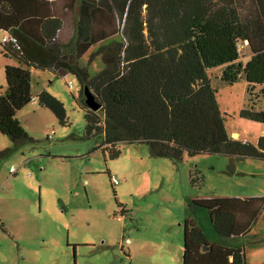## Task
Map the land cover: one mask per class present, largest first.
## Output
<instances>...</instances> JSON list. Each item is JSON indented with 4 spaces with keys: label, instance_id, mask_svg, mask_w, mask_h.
<instances>
[{
    "label": "trees",
    "instance_id": "trees-1",
    "mask_svg": "<svg viewBox=\"0 0 264 264\" xmlns=\"http://www.w3.org/2000/svg\"><path fill=\"white\" fill-rule=\"evenodd\" d=\"M248 2L241 13L236 0H0V32L16 42L0 48L17 64L3 69L0 134L15 147L34 142L16 119L32 100L34 68L77 80L84 137L97 139L92 151L109 160L120 156V144H140L149 157L174 164L201 154H222L231 165L237 159L264 162V136L253 145L228 135L207 75L221 68L219 81L229 86L243 78L248 99L239 118L264 127V0ZM240 42L250 53L244 64ZM95 47L90 59L99 55L103 69L90 76L79 62ZM85 88L98 111L85 104ZM36 100L66 124L56 97L41 90ZM192 204L207 211L214 232L228 241L247 237L264 213V197ZM182 226V264H245L241 248L209 243L192 219Z\"/></svg>",
    "mask_w": 264,
    "mask_h": 264
},
{
    "label": "rangeland",
    "instance_id": "rangeland-1",
    "mask_svg": "<svg viewBox=\"0 0 264 264\" xmlns=\"http://www.w3.org/2000/svg\"><path fill=\"white\" fill-rule=\"evenodd\" d=\"M246 1L236 0L241 13L248 10ZM98 47L79 62L90 76L103 69L99 55L90 59ZM238 51L244 64L250 57L246 42L239 43ZM5 65L15 61L0 55V94ZM220 72L215 68L207 75L227 116V133L254 145L264 127L239 118L248 99L246 82L242 78L232 86L221 83ZM32 75V100L16 119L34 142L15 147L0 134V264H182L181 252L154 251L151 240L182 237L187 218L210 241L219 239L207 211L193 201L264 197L263 161L237 159L231 165L222 154H201L185 155L174 164L149 157L140 144H120V156L109 160L100 150L92 151L97 139L84 137L85 112L77 80L51 72ZM41 89L63 104L65 125L38 107L36 94ZM259 105L264 109V101ZM111 178L118 184H111ZM227 243L243 248L245 264H264V213L247 237Z\"/></svg>",
    "mask_w": 264,
    "mask_h": 264
},
{
    "label": "crops",
    "instance_id": "crops-1",
    "mask_svg": "<svg viewBox=\"0 0 264 264\" xmlns=\"http://www.w3.org/2000/svg\"><path fill=\"white\" fill-rule=\"evenodd\" d=\"M91 49H93V48H91ZM90 49V50H91ZM89 50V51H90ZM0 55H2L4 58H7V59H11V58H8V57H6V56H4V53L2 52V50H1V48H0ZM15 61V60H14ZM12 66V65H11ZM13 66H17V64H16V62H15V65H13ZM35 71H39V70H36V69H34V68H31L30 69V74H31V78H32V73L33 72H35ZM42 72V71H41ZM44 72H49V71H44ZM5 88V87H4ZM4 88H2L1 87V89L2 90H4ZM41 90H43V89H41ZM40 90V91H41ZM39 92V91H38ZM37 92V93H38ZM238 134L237 133H235V134H233L232 136L233 137H235V136H237ZM261 136H264V131L260 134V136L259 137H261ZM258 137V138H259ZM190 219V218H189ZM188 218L187 219H185V220H189ZM191 220V219H190ZM181 225H180V223H178L177 224V227H180ZM182 229H183V226H182ZM217 235V234H216ZM218 236V235H217ZM206 238H207V236H206ZM218 238L219 239H215V241H210L208 238H207V241L209 242V243H211V244H213V245H215V246H218V247H225V248H230V249H242L243 250V248L242 247H238V246H236V247H229V245H228V243H227V241L228 240H224V239H221L219 236H218ZM236 240H239V239H236ZM130 241V240H129ZM131 244H132V242L130 241V244H129V246H131ZM151 248L155 251V250H161V249H164V248H173L174 249V253H179L180 254V252H181V255H182V251H183V244H182V237H181V235H179L178 236V238H177V240H166V239H159V238H157L156 237V239L154 240V239H152L151 240ZM128 254H130L129 253V251H128Z\"/></svg>",
    "mask_w": 264,
    "mask_h": 264
},
{
    "label": "water",
    "instance_id": "water-1",
    "mask_svg": "<svg viewBox=\"0 0 264 264\" xmlns=\"http://www.w3.org/2000/svg\"><path fill=\"white\" fill-rule=\"evenodd\" d=\"M84 96H85V104L90 110L95 112L100 109L99 104L95 102L94 98L90 95V93L86 88L84 89Z\"/></svg>",
    "mask_w": 264,
    "mask_h": 264
},
{
    "label": "built area",
    "instance_id": "built-area-1",
    "mask_svg": "<svg viewBox=\"0 0 264 264\" xmlns=\"http://www.w3.org/2000/svg\"><path fill=\"white\" fill-rule=\"evenodd\" d=\"M3 40L5 42H10V43L16 44L15 40L13 38H11L10 36H4ZM69 87H71V86H69ZM10 171H11V174L15 173V169L14 168H11ZM111 184H113L115 186V185L118 184V182L116 181V179L111 178Z\"/></svg>",
    "mask_w": 264,
    "mask_h": 264
}]
</instances>
